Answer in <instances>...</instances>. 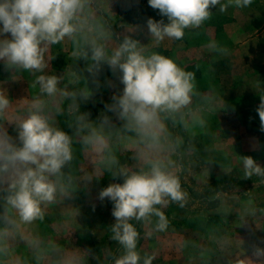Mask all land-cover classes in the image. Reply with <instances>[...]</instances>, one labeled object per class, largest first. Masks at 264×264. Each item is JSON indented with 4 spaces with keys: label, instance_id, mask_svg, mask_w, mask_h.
I'll use <instances>...</instances> for the list:
<instances>
[{
    "label": "clouds",
    "instance_id": "1",
    "mask_svg": "<svg viewBox=\"0 0 264 264\" xmlns=\"http://www.w3.org/2000/svg\"><path fill=\"white\" fill-rule=\"evenodd\" d=\"M252 3L148 0L168 22L149 18L151 40L142 45L131 35L120 42L113 39L109 0H0V63L13 73V79L17 73H29L30 87L36 90L30 100L14 107L7 91L0 88V193L19 221L43 220L48 206L69 196L70 178L65 169L73 162L79 144L82 151L97 158V167L86 175L87 183L105 172L123 182L110 183L97 197L101 202L107 198L113 205L115 222L109 232L119 245L118 252L100 261L87 250L76 257L78 264H88L90 256L100 264H153L155 254H142L138 248L141 233L136 224L148 229L147 237L166 232L170 221L164 209L171 204L183 209L190 201L182 185L183 165L177 159L184 138L173 134L169 123L188 132L205 128L207 119L197 106L201 94L194 74L172 58L150 51L149 46L158 47L166 39L183 40L186 30L199 29L212 18V8L224 13L229 7L242 9ZM54 46L68 48L74 62L72 70L62 76L49 71ZM209 47L220 54L228 52L215 42ZM78 60L85 62L82 71L75 69ZM105 65L114 75L119 74L123 85L122 92L105 105L106 113H112L119 126L107 114L93 121L89 112L80 111V103L93 96L89 82L99 88L98 77ZM256 111L264 131V95ZM60 116L67 117L71 134L59 126ZM5 122L14 124L15 138ZM114 132L131 141L130 158L135 163L121 161L111 143ZM239 159L243 178L258 177L264 182V167L251 156ZM219 198V193L214 194L213 199ZM258 211L264 215V208L255 206L243 215L253 217ZM253 255L264 257V249L255 248ZM239 260L252 264L240 256L230 264H239Z\"/></svg>",
    "mask_w": 264,
    "mask_h": 264
},
{
    "label": "rangeland",
    "instance_id": "2",
    "mask_svg": "<svg viewBox=\"0 0 264 264\" xmlns=\"http://www.w3.org/2000/svg\"><path fill=\"white\" fill-rule=\"evenodd\" d=\"M109 8L112 13V19L110 20L111 31L114 34L113 39L117 42L122 41L125 35H131L132 38L139 40L140 43L142 40V45H148L151 37L147 29V20L149 18H154V20L159 21L165 18L159 14L158 10H154L149 6L148 0H109ZM216 9H218V7ZM245 9L246 15L251 16L254 14L255 9L253 7ZM221 14L233 16L234 14H238V9L229 7L226 12ZM212 17L213 19H210L209 23L211 20H222L221 15H214ZM167 22L168 21H165V23ZM219 27L220 24H217V33L219 32ZM129 28L133 29V31L129 32ZM208 31L209 25L204 24L197 31L193 32L189 29L186 30L185 37L188 36V38H190L189 36L194 34L196 35L195 40H205L206 37H208ZM216 38L221 45L227 44V40L221 33ZM189 41L188 39V43ZM187 45L190 46L193 44L189 43ZM149 50L157 51L154 46L153 48H149ZM188 54L187 56L184 48L180 47L179 52H175L174 54L167 52L165 56L172 58L179 66L186 68V70L194 74L197 91L201 94V98H198L197 103L205 104V99L202 98L206 95V91L204 90L205 87L209 85V81L205 77L206 60L192 62L191 59H189L192 55L190 53ZM49 55H54V58L49 62L50 72L62 76L65 72H70L72 70L74 62L68 48L54 46L50 50ZM238 56L235 57V60L241 62ZM0 65L2 66L0 76L5 77L3 78L5 81L0 82V88L7 91L14 104L18 103L19 101L16 99H19L21 90L26 88L17 85V79L12 78L13 75L4 69L2 63H0ZM84 68L85 62L83 60L76 61L75 69L77 71H82ZM18 74H16V77L20 82L22 81L21 74L31 82L32 77L29 73L24 72ZM84 74L87 76L86 72ZM118 75V73L114 75L108 66L105 65L98 77L100 80L99 88L97 89L95 85H93L94 88L90 87L92 90L94 89L93 96L90 100L94 99L96 103H92V105L90 104L91 101L80 103V111L89 112L91 114V120L95 121L96 118H93L96 117L99 108L112 103V96L114 94L122 92L123 85L120 83ZM20 85H22V83H20ZM32 91L33 95H35L36 90L32 89ZM97 101L101 102L97 103ZM109 115L116 121L112 113H109ZM204 116L207 119V125L209 122L212 123L214 131L220 126L221 120H219L220 122L218 123L216 117L209 116L208 113H204ZM57 120L59 126L63 130L69 133L72 132V129L68 127L67 117L60 116ZM222 121L224 120L222 119ZM244 121L249 123L247 128L248 131L251 132L253 127L252 119L247 118ZM225 122L231 123L232 120ZM116 123L117 126H119L120 122L116 121ZM10 127L11 125H7V128ZM175 130L176 135L184 138V144L177 159L178 162L183 165V171L181 173L182 185L184 189L189 192L190 201L183 209L175 204H171L164 209L170 221L169 228L166 232L155 233L152 237H147L145 233L148 229L140 224H136L137 229L141 233V239L138 243L139 250L142 254L145 252L149 254L154 253L155 257L157 255H171L175 253L173 247L169 245L172 243L171 240L173 239H192L197 241L198 244H201L202 240L208 237L212 242L216 240H223V242L214 246L209 241V247L204 243H202L201 247L183 245V248H175L176 252L178 251L181 255H198L207 258L209 256V262L203 261L202 264H211L210 254L216 255L217 257L215 256V258L218 259V256L223 255V253L226 257L223 256V259H219V261L215 259L213 263L230 264V261L235 258L238 260L240 256L241 259L248 258L252 261V264H261V262L264 261V257H256L253 255V252L257 247L264 249V215L259 211L253 217H248L243 214L247 208L252 206L264 208V183L260 182L261 180L258 177H253L252 179L243 178V170L239 157L251 156L257 163L264 167V134L260 136L258 140L260 145L257 146L258 149L255 150L253 147H255L257 140L250 136L253 133L246 134L245 136L243 135L241 140V135L233 133L236 132L237 129H233L227 134L230 135L232 133L230 143H225V141L215 142L217 136L216 134L209 136L208 128H193L188 132H184L180 128H175ZM8 133L16 136L15 127L8 130ZM119 135V133H113L111 142L113 149L117 152L122 162L135 163L130 158V151L133 149L132 143L127 142L126 139L119 140L121 137L123 138V136ZM219 135L218 137L223 140L227 137V135ZM238 140H241V142L238 144L239 149L236 154L235 143ZM83 156L84 154L82 155V151L80 152L78 148H75L74 162H78V164L81 163L82 160L84 161ZM86 159L87 164L89 161L97 160L91 153L89 156V152L86 153ZM80 166H84L83 162ZM71 167L73 171L76 170L74 164ZM67 171L71 174L69 175L71 180V177H74V175H72L68 168ZM104 175L106 178H111L110 183L123 182L122 178L113 179L107 172H105ZM104 186L107 187L106 185ZM69 187L73 193H80L78 190L79 188L72 184H70ZM216 193L220 194L219 199H213ZM102 203L106 204V208L103 209L109 210L110 208L112 213V203L106 200ZM214 204H216L215 206H217L218 209L214 208V210L212 209L213 211H210L211 209L209 208ZM109 211H107V213H102V226L96 230V245L92 247L87 238V240H85L86 247L82 249V251L80 250L79 256H82L84 251L91 250L95 257H99L100 260H103L109 253L118 252V243L110 237L109 228L115 221L114 217L109 215ZM107 222L111 225H108ZM207 230H209L207 232L209 236H206ZM183 244H185V242ZM227 244H230L231 247L227 246ZM65 254V256L68 257V253ZM94 259L93 256H90L88 264H93ZM95 260L98 261L97 259ZM69 261L71 262L70 264L74 263L71 258ZM239 264L245 263L239 260Z\"/></svg>",
    "mask_w": 264,
    "mask_h": 264
},
{
    "label": "crops",
    "instance_id": "3",
    "mask_svg": "<svg viewBox=\"0 0 264 264\" xmlns=\"http://www.w3.org/2000/svg\"><path fill=\"white\" fill-rule=\"evenodd\" d=\"M252 7L255 11L251 16L246 15L245 8H237L238 14H234L233 16L221 14L218 9L212 8V16L221 15L222 20H211L210 23L209 21L205 22V25H209L208 37L205 40L197 41L195 40L196 35L191 34L190 38L186 36L183 40L179 41L166 39L160 46L154 47L162 55L167 54V52L174 54L175 52H179L180 47H183L187 56L189 55L188 53L192 55L191 58L189 57L192 62L206 60L205 77L209 81V85L207 84L208 86L204 90L206 91L205 97L207 99L205 100V104L197 103V106L203 109V114L208 113L209 116L216 117L218 123L221 120V124L214 131V126L209 122L205 129L208 128L209 136L216 134L215 142L225 141V143H230L232 133L230 135L227 134L233 129H237L233 133L241 135V140L243 135L253 133L250 136L257 140L253 149L257 150V146L260 145L258 140L264 134V131H261V122L256 111L261 102V95H264V0H253V3L247 8ZM160 20H164V22L168 21L166 17ZM216 23L220 24L218 33ZM189 30L194 32L198 29ZM220 33L227 40L226 45H221L217 41L216 37ZM188 39L190 40L189 43L193 45H187L189 44ZM212 42L226 48L228 50L227 54L224 55L213 51L209 47ZM149 48H153V46L150 45ZM236 56L240 57L241 62L235 60ZM184 69L186 70V68ZM0 71H2L1 65ZM9 73L13 75L12 72ZM3 78L5 77L0 76V82L5 81ZM21 78V82L17 78V85L26 89L21 90L19 99H16L19 102L15 103L14 107L24 104L33 96V91L30 87L31 82L22 74ZM93 85L89 82V87L94 88ZM8 96L11 100L10 95ZM89 101L96 103L94 99ZM222 101H224V107ZM99 102L97 101V103ZM103 114L109 115V113H106L105 107L102 106L98 109L96 117L93 119L96 118L95 121H97ZM247 118L252 119L253 127L251 132L247 128L249 123L244 121ZM228 120H232V122L226 123L225 121ZM9 123L5 122L7 131L14 127V124ZM7 125H11V127L7 128ZM169 127L173 134L176 135V130L172 127L171 123H169ZM219 134L227 135L226 139L219 138ZM13 137L15 138L16 136ZM124 139L126 138L121 137L119 140ZM241 140L235 143L236 154ZM127 142L131 143L129 140ZM75 148H78L80 152L82 151L79 144H76ZM245 148L248 149L247 147ZM87 152L82 151V155L84 154V161L82 160L84 166H80L82 162L78 164V162H74L73 160L71 165L67 167L72 175H74V177H71L70 184L79 188L80 193H73L69 187V196L62 197L56 204L48 206L43 220H37L31 224L20 222L15 211L4 200V193H0V249H2L0 250V264H70V258L74 262L73 264H78L76 257L79 256L80 250L82 251L86 247L85 240L88 238L89 244L92 247L96 245V230L102 226V213H107L110 210V208L109 210H104L103 208H106V204L102 203L97 197L99 191L105 188L104 185L107 186L110 183L111 178H106L103 173L98 180L93 179L91 183L86 182V175L97 167V160L89 161L87 164ZM73 164L76 167L74 171L71 167ZM67 168L65 172L69 174ZM105 200L110 202L107 198ZM214 208L216 209L217 206H211L209 209L213 211ZM109 215H112L111 210L109 211ZM107 224L111 225L109 222ZM206 236H209L208 233ZM171 241L172 243L169 245L173 247L175 253L171 255H157L153 260V264H202L203 261L209 262V256L207 258L198 255H181L178 251L176 252L175 248H183V245L201 247L202 243L207 244L209 247V241L214 246L223 242V240L212 242L208 237L202 240L201 244L192 239L185 240V238L183 240L176 238ZM184 242L185 244H183ZM65 253H68V257L65 256ZM215 256L214 254H210L211 264H215L213 263L216 259ZM223 256L226 257L223 253V255L218 256L216 261L223 259ZM241 262L245 263L242 260ZM94 263L100 264L95 259L93 260ZM216 264L218 263L216 262Z\"/></svg>",
    "mask_w": 264,
    "mask_h": 264
},
{
    "label": "trees",
    "instance_id": "4",
    "mask_svg": "<svg viewBox=\"0 0 264 264\" xmlns=\"http://www.w3.org/2000/svg\"><path fill=\"white\" fill-rule=\"evenodd\" d=\"M90 104L92 105V102H90ZM66 176H68L69 177V174H66ZM216 204H214V205H212V206H215Z\"/></svg>",
    "mask_w": 264,
    "mask_h": 264
}]
</instances>
